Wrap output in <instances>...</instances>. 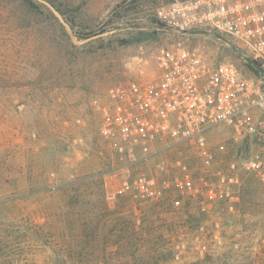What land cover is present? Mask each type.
Returning a JSON list of instances; mask_svg holds the SVG:
<instances>
[{
    "label": "rangeland",
    "instance_id": "374dc122",
    "mask_svg": "<svg viewBox=\"0 0 264 264\" xmlns=\"http://www.w3.org/2000/svg\"><path fill=\"white\" fill-rule=\"evenodd\" d=\"M33 1L40 5L36 13L47 10L55 19L43 22V15L28 12L20 0H0V75L40 74L39 87L47 96L39 98L38 105L19 104L13 112L12 94L0 84V203L16 199L0 206V264H15L7 225L20 218L48 213L47 225L61 234L62 224L57 229L55 222L60 205L57 188L69 182L79 180L74 187L80 200L93 199L92 194L84 195L86 190L94 193L100 187L107 200L115 202L120 192L148 181L154 194L169 187L171 199L182 204L193 192L206 193V173L230 174L233 185H242L253 176L242 170L238 159L245 145L224 127L192 141H154L149 156L126 146L120 137L108 140L101 135L103 109L114 110L130 85L157 76L156 58L162 47L182 43L204 51L214 61L234 60L229 51L202 35L157 30L156 8L176 0ZM37 121L40 135L33 133ZM20 127L24 128L21 134ZM184 180L190 182V192L176 190V182ZM37 188L43 193H35ZM51 190L52 197H46ZM214 191L216 186L208 195L217 201ZM28 193L30 197L22 199ZM229 201L233 202V219L216 212L215 206L206 216L213 219L206 233L217 238L224 233L231 239L218 238L208 244L192 239L189 243L203 251L233 246L241 260L256 251L264 234V194L255 199L247 192L243 197L233 192ZM21 249L26 254L17 264H43L42 254L25 245Z\"/></svg>",
    "mask_w": 264,
    "mask_h": 264
},
{
    "label": "built area",
    "instance_id": "2783aa9c",
    "mask_svg": "<svg viewBox=\"0 0 264 264\" xmlns=\"http://www.w3.org/2000/svg\"><path fill=\"white\" fill-rule=\"evenodd\" d=\"M154 14L158 31L202 35L234 60L214 61L182 43L162 47L157 76L130 85L114 110L103 109L101 135L149 156L154 141L177 144L224 127L245 145L242 170L264 184V0H176ZM136 186L154 195L148 181ZM176 186L192 189L188 180Z\"/></svg>",
    "mask_w": 264,
    "mask_h": 264
},
{
    "label": "trees",
    "instance_id": "16d2710c",
    "mask_svg": "<svg viewBox=\"0 0 264 264\" xmlns=\"http://www.w3.org/2000/svg\"><path fill=\"white\" fill-rule=\"evenodd\" d=\"M20 2L28 12L34 14L39 10L40 5L33 0ZM37 14L43 15V22L54 18L47 10ZM88 37L84 35L82 38ZM41 78L40 74L23 77L0 75V84L6 85V91L12 94L10 108L13 112L19 104L30 107L38 105L39 98L47 97L39 87ZM52 94L53 91L49 97ZM33 126V133L40 135L39 122L33 123ZM23 130L20 127L19 134ZM203 179L206 193L193 192L182 204L178 199H171L169 187H163L159 195L146 196L134 185L117 194L115 202L108 201L100 187H96L94 193L92 190L87 194L86 190L84 195L92 194L93 199L80 200L78 187H74L79 180L69 182L62 187L63 190L56 187L60 205L55 222H58L57 229L59 222L62 224L61 234L51 230L53 226L47 225L48 213L37 214L34 219L20 218L16 223L7 225L11 231H8L9 243L15 249V264L26 254L21 249L24 245L34 253L42 254L43 264H264V234L259 239L256 251H251L241 260L233 246L218 251H203L189 243L192 239L205 244L218 238L230 240L222 232L218 238L215 234L206 233L207 224L213 223L212 218H206L207 214L216 206V212H224L226 217L233 219V202L229 201L230 197L233 199V192L241 193V197L247 192L255 199L264 194V185L255 175L242 185H233V176L218 170L206 173ZM212 186H216L214 192L219 197L217 201L208 195ZM40 188L35 189V193H43ZM175 188L179 192L184 191L176 184ZM51 192L48 191L45 196L52 197ZM228 193L231 196L226 197ZM28 197L29 193L22 199ZM14 200L1 202L0 206ZM254 206L258 207V203ZM52 214L56 217V208Z\"/></svg>",
    "mask_w": 264,
    "mask_h": 264
}]
</instances>
